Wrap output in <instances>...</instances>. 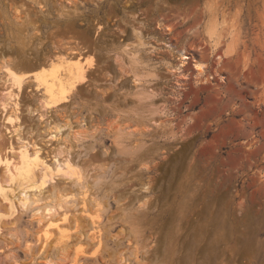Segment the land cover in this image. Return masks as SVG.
<instances>
[{"label":"rangeland","instance_id":"obj_1","mask_svg":"<svg viewBox=\"0 0 264 264\" xmlns=\"http://www.w3.org/2000/svg\"><path fill=\"white\" fill-rule=\"evenodd\" d=\"M213 15L236 30L227 57L205 44ZM181 49L214 78L196 84L191 60L178 87L170 67ZM134 50L139 63L128 61ZM76 56L94 62L89 82L49 119L69 123V154L103 209V246L95 257L84 249L82 264H264V0H0V68L20 75ZM226 90L250 107L235 111ZM37 98L26 85L23 121L50 159L63 143L26 114ZM0 136L2 154L14 138L1 108ZM30 215L0 238V264L44 260L26 251Z\"/></svg>","mask_w":264,"mask_h":264},{"label":"bare ground","instance_id":"obj_2","mask_svg":"<svg viewBox=\"0 0 264 264\" xmlns=\"http://www.w3.org/2000/svg\"><path fill=\"white\" fill-rule=\"evenodd\" d=\"M217 17L211 16L204 30L205 44L210 55L226 47L223 55L227 57L231 53L229 49L234 42L236 30L232 25L225 26V22L219 21ZM222 31L225 32L224 35ZM138 42L139 46L143 45L140 39ZM128 53L129 62L139 63L135 50ZM75 54L73 51L72 55ZM189 55L190 53L181 49L178 51V63L170 67V71L178 77V87L181 89H185V83L190 80L187 65L191 60L196 84L207 83L217 72L208 74L207 60L201 57L198 61ZM224 56L216 55V65H219L218 61ZM72 58L54 61L49 69L42 68L20 75L13 72L7 63L0 68V81L4 86L0 93L2 122L10 135L9 139L14 138V142L9 141L0 154V238L7 235L9 226L17 225L23 213L31 212L35 235L31 237V242H26L25 247L30 256L35 250H38L39 256L43 255L44 260L39 264H53L51 257L55 253L67 259L70 252L72 255L67 259L68 263L82 264L84 249L93 248L94 251L90 255L95 257L103 246L102 205L87 184L85 171L72 160L69 154L71 147L63 138V131L71 127L69 123L51 125L52 120L49 119L51 112L59 116L60 106L69 103L77 88L89 82L87 73L94 68V62L80 61L79 56ZM140 81L135 76L133 83L137 86L136 90L143 94V88L138 87ZM30 84H33L34 93L38 96V108L32 109L27 105L26 114L37 115L40 122H45L50 141L63 143L50 159L43 155V148L32 139L33 132L28 133L25 130L23 92L25 86ZM228 92L235 93L236 98L240 100V105L235 111H239L241 107H250L240 90H237L238 93L234 90L224 91ZM221 94L220 90L216 91L217 97ZM245 95L248 96V93ZM76 136L81 137L79 134ZM63 183H70L71 186ZM43 197L47 202L39 206L38 203ZM81 230L85 233H81Z\"/></svg>","mask_w":264,"mask_h":264}]
</instances>
